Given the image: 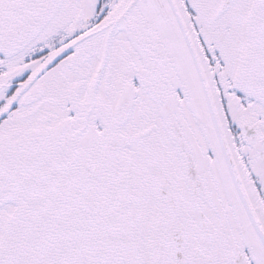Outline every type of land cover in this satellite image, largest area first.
I'll list each match as a JSON object with an SVG mask.
<instances>
[{
    "label": "snow or ice",
    "instance_id": "obj_1",
    "mask_svg": "<svg viewBox=\"0 0 264 264\" xmlns=\"http://www.w3.org/2000/svg\"><path fill=\"white\" fill-rule=\"evenodd\" d=\"M0 264H264V0H0Z\"/></svg>",
    "mask_w": 264,
    "mask_h": 264
}]
</instances>
